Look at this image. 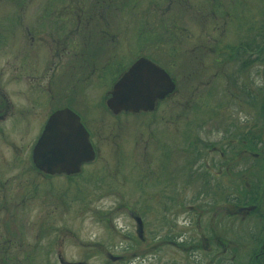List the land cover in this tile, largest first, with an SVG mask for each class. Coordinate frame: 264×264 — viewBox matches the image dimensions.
Segmentation results:
<instances>
[{
  "label": "rangeland",
  "instance_id": "obj_1",
  "mask_svg": "<svg viewBox=\"0 0 264 264\" xmlns=\"http://www.w3.org/2000/svg\"><path fill=\"white\" fill-rule=\"evenodd\" d=\"M67 1L87 4L96 0H0V100L2 103L4 99L9 101L8 117L0 119V180L14 178L8 184L10 188L7 185L6 189H0V202L6 206L5 210L13 211L11 217L16 216L8 230L13 245L9 253L14 254L15 259L8 264H68L61 262L58 255L72 264H195L189 258V250L186 257L183 250L162 238L171 235V239H177L182 227H187L185 236L196 235L199 232L195 228L197 218L200 231L208 236L205 226L212 219V202L204 197L191 198L198 190L205 194L208 188L205 184L194 183L183 191L176 184L172 186V194L168 193L166 183L150 174L154 165L149 150L155 144L153 140L164 142L166 139L167 142L170 138L172 147H180L184 145L181 132L202 131L200 137L215 141V147H220L231 160L257 162L237 151L244 147L245 142L241 141L244 133L251 131L259 135L260 132L264 60L258 59L260 48L264 47V35L259 29L264 27V0H104L111 2L114 9L115 5L123 3L121 14L114 9L107 14V18H112L111 25L118 29L115 43L118 47L114 44L113 49L144 50L160 55L174 49L167 35L179 37L177 49L183 50L185 58L180 59L183 64L176 67L174 73L179 79L184 75L190 78L181 79L182 85L189 84L173 99L182 98L181 104L187 106V97L192 99V104L182 107L172 103L167 114H176L182 109L189 119L165 117L174 120L166 123L142 118L133 121L129 117L124 133L120 132L123 135L117 136L115 119L98 117L111 122L114 129L106 128L103 135H96V141L99 138L97 156L73 179L59 176L50 177L46 182L30 173L27 177L20 174V162L30 156L40 121L45 122L56 106L49 101L48 80L44 77L48 66L44 61L50 58L48 48L32 41L30 35H35L39 29L42 12L46 13L44 17L54 18V6ZM21 2L25 4L23 10L19 7ZM218 3L221 4L218 6ZM120 22L122 26L116 28ZM25 27L31 29V33H27ZM48 29L47 25L40 27L44 33ZM244 45L249 46V51L240 53L237 49ZM213 46L214 54L210 51ZM230 47H234L240 57ZM214 55L215 66L212 63ZM246 57L252 60L250 67L244 68L250 88L249 99L238 74ZM188 60L190 63H186ZM62 72L59 75L63 76ZM198 84V88H192ZM87 107L93 113L90 104ZM205 117H215V124L205 123L201 128L199 123ZM187 122L191 125L187 126ZM94 125L98 128V123ZM134 128L138 131L132 133ZM261 136L264 140L263 131ZM262 154L264 156V151ZM213 156L215 162L222 161L216 150ZM133 157L136 164H133ZM155 171L160 173L158 167ZM253 173L254 177L262 178L258 169ZM232 187L234 185L225 183L218 188L219 194L215 192V210L218 207L217 214L221 215V221L215 223V235L227 242L228 248L232 246L234 253L231 255L230 249L219 253L220 262L215 264H244L247 251L254 248L249 237L258 233L260 226L257 224V220H261L259 215L242 217L228 205L225 199ZM169 195L173 197L171 201ZM226 207L229 208L223 210ZM224 212L235 213L228 220L231 221L228 226L224 223ZM137 216L143 221L141 234L138 233ZM249 229L253 233H249ZM4 235L0 229V246ZM209 242L211 245V238ZM24 250L32 255L31 260L23 258ZM216 256L215 252V262ZM199 261V264H213L211 250L203 249Z\"/></svg>",
  "mask_w": 264,
  "mask_h": 264
},
{
  "label": "flooded vegetation",
  "instance_id": "obj_2",
  "mask_svg": "<svg viewBox=\"0 0 264 264\" xmlns=\"http://www.w3.org/2000/svg\"><path fill=\"white\" fill-rule=\"evenodd\" d=\"M60 3L61 4L58 3L54 6L56 12L54 18H46L44 17L46 16V13L44 14L42 12V16L37 26L39 29L36 31L35 35H30V39L32 41L36 40V43H39L42 47H47L50 54V58L44 61L45 65L48 64L47 72L44 74V77L48 80L46 91L49 92V101L56 105L53 107L52 111L59 108H69L75 112L83 127L88 132V138L95 150L96 156L98 154V146H96V143H98L99 139L97 138L96 141V135H103L106 128H110V131L114 129L111 122H105L103 121V118L98 119V117H109L110 119L112 117L115 119L117 136L123 135L120 132L124 133L123 128L126 127V121L129 117L133 118V121L134 119L136 121L138 118H142L144 121H160L166 123L173 122L174 120L165 117H176V119H181V121H187V119H189L187 118L188 115H185L182 109L178 110V113L176 114H167L169 109L171 111L170 106L172 103L175 106L180 105L182 107H187L192 102V99L186 97L185 104L187 106H185L180 102L182 98L179 101L173 99L179 91L186 90V86L189 84L184 82V85H182L181 79L187 77L190 78L188 75H184L179 79L178 75L174 73V69L176 67H181L183 64V61L181 63V60L185 58L183 50L177 49L178 44H180L181 41L178 39V36L172 34L167 35L168 41H173L174 49L164 51V54L160 55L144 50H138L137 52L132 50L126 52L121 51V49L116 50L113 49V47L118 41V29H115L113 25H111L112 18H107L108 11L114 9L110 6L112 5L111 2L96 0L95 2L87 4H75L74 1ZM122 4L123 3L115 5L113 11L116 12L117 10L116 13L121 14L123 10ZM220 4L221 3H218V6ZM19 7L21 10L25 9L24 2H21ZM46 25L49 29L44 33L40 30V27L42 28ZM119 25L122 26V23H117L116 28H118ZM25 28L28 31L27 33H31V29L28 27ZM115 45L118 47V44ZM36 47L37 45L35 46V50ZM247 47L249 46L244 45L237 50L240 51V53H244L249 51L247 50ZM210 48V51L214 54L215 47L213 46ZM237 50H234L233 52L236 54L235 51ZM31 52V50L28 51V54ZM199 53L201 52L199 51ZM260 53L261 57L258 60L262 62L264 60V47L260 49ZM141 57L149 60L152 64V68L155 70L152 73L148 71L144 74L145 77L143 78L145 79V83L141 85L142 88L149 89L152 92L143 95L137 100L138 102L147 105L146 108H140L138 110L112 109L108 105V102L112 97L111 91L115 82H117L119 78L136 62V60ZM190 57L191 54L189 53L188 58ZM196 57L198 56H195V58ZM237 57H240V55H237ZM251 61L250 57L243 58L241 62L243 67L241 70H238V74H240L239 76L243 79L241 83L242 88L248 99L250 88L245 76L246 70H244V68L245 66L250 67ZM179 62L181 64H179ZM187 62H189V60L186 61V63ZM219 62L220 61L217 59V63ZM212 63H214L215 66V55L212 58ZM185 69L187 70L186 65ZM68 70L72 72L69 74ZM189 70L190 69H188V71ZM61 72L63 76L59 75ZM170 81L174 82V90L168 92ZM199 85L200 84H198V86L192 85V88L196 89ZM149 96H154V98L151 99ZM263 96L264 94L262 97ZM88 104H90L93 113H90V109L87 107ZM8 106L9 101L4 99L2 103V100H0V119L5 120V118L8 117ZM260 121L262 124L264 122V117H262ZM30 122L31 120L26 122L28 123V125H25L26 128H29ZM94 122L98 123V128L96 127L97 124L94 125ZM210 122L215 124V117H205L199 125L202 128L204 127L203 124ZM45 123L46 120L45 122L40 121L37 127L36 140L43 132ZM187 123V126L191 125L189 122ZM175 127L178 129V124H176ZM94 130L98 131V133L94 132ZM136 131L138 130L134 128L132 133H135ZM199 133H202V131H195L194 133V131L187 132V130H185L184 132H181V143L184 145H180V147H172L170 145V138L167 142H165L166 139L164 142H160L153 140L156 137L153 138L152 140L155 144L150 147L149 158H152L154 171L150 170V174L157 180H163L167 185L168 193L171 194L172 186H175L176 184H179L183 191L186 189V186H194V183H201L202 185L205 184L207 186L208 190L205 194H202L201 191L198 190L196 193L192 194L191 198L196 200L204 197L206 200L212 202V219L208 225L205 226L208 236H204V231H200V219L196 217L195 228L197 227L199 231L197 233L198 235L196 234L187 237L184 234L187 227H182V233L176 237L177 239H171V235H167L162 239L163 241L166 240V242L172 243L175 247L183 250L186 257H188L186 252L189 250V258L192 259L195 264H199V258L203 249L211 250L213 264L220 262L221 257H219V253L229 252L230 249V254L233 255L234 248H232V246L228 248V243L221 241L220 237L215 235V223L218 224V222L221 221V215L218 216L219 208L216 207L217 210H215V192L217 191L219 194L218 188L227 183V186L234 185V187L229 189V195L226 196L225 200L228 202L229 206L234 208L235 213L238 215L242 214V217H245V215L246 217H249L250 215H259V219H261L257 220V224L260 225L258 227V233L249 237V240L254 242V248L247 251L246 256L243 258V262L244 264H252V259L256 258V260L259 259L260 262L264 263V156L262 154V151H264V142L259 143V149L262 151L258 150L257 152H253L245 148L237 151L241 153V155H246V157L250 156L255 158L257 162L252 163L249 161H243V163H237L234 159L231 160L227 157L220 147H215V141H206L200 137ZM35 141L31 144L30 156L28 155L22 160V162H20V174L24 177H27L26 175L30 173L38 176L39 179L46 182V179H50V177L59 176L71 180L75 176L80 175L81 169L89 163L84 162L81 164L80 172L76 174L45 173L36 168L31 160V152ZM215 150L219 152L222 157L221 162H215V157L213 156ZM126 153L127 151H125V154ZM132 154L134 153L132 152ZM136 163L137 161L135 160V157H133V164ZM236 166L239 167V169L236 170ZM157 167L160 170L159 174L155 171V168ZM149 169L153 168L150 167ZM256 169L260 171L262 178L254 177L253 172ZM218 176H221V179ZM11 179L12 181L14 180V178ZM11 179H8L9 183L7 179L0 180V189L2 190L3 187L6 189L7 185L12 183ZM237 185H239V187H236ZM10 187L11 186L8 185V188ZM231 191L232 194H230ZM3 195L5 196V193ZM169 198L171 201L173 197L169 195ZM178 198L182 197L179 196ZM20 200L23 201V198ZM227 208L229 207H226L223 210ZM5 209H7L6 206L0 202V212L4 213V215H0V229L5 232L2 246H0V263L8 264L9 261L11 262L15 259L14 254L9 253V249H11L13 245L11 235H8V230L11 229V225L14 222L13 218L16 216L11 217L10 215L13 211ZM235 213L224 212V217L226 219L224 223L227 224V226L229 225V222H231L228 220L231 219ZM184 222L186 224L188 223L186 221ZM14 227L17 228V226ZM250 231L251 229H249L248 232L253 233ZM210 238L213 241L211 245L209 242ZM215 252L217 254L216 262ZM23 256L26 260L32 259V255L25 250L23 251ZM58 258L61 262L66 261L68 264H72V262L70 263V261L65 260L60 255H58ZM234 258L235 257L232 259ZM256 264L260 263L256 262Z\"/></svg>",
  "mask_w": 264,
  "mask_h": 264
},
{
  "label": "water",
  "instance_id": "obj_3",
  "mask_svg": "<svg viewBox=\"0 0 264 264\" xmlns=\"http://www.w3.org/2000/svg\"><path fill=\"white\" fill-rule=\"evenodd\" d=\"M151 65L149 60L141 57L115 82L111 91L112 97L108 102L112 109L146 108L147 105L137 100L152 92L141 87L145 83L144 74L155 71ZM172 90H174V82L170 81L168 92ZM149 98L153 99L154 96ZM94 157L95 152L88 139L87 131L79 117L69 108L54 110L49 115L43 132L36 140L31 152L33 164L49 174L77 173L83 162L91 161ZM136 222L138 233L141 234V217L137 216Z\"/></svg>",
  "mask_w": 264,
  "mask_h": 264
},
{
  "label": "trees",
  "instance_id": "obj_4",
  "mask_svg": "<svg viewBox=\"0 0 264 264\" xmlns=\"http://www.w3.org/2000/svg\"><path fill=\"white\" fill-rule=\"evenodd\" d=\"M259 29H260V31H261V34L262 35H264V27H259ZM226 46H224V48H225ZM231 48V50H235L234 49V47L232 48V47H230ZM263 47H261L260 49H262ZM218 48L216 47V50H217ZM240 72H242V71H240ZM259 110H260V112H259V114H260V116L261 117H264V96L262 97L261 96V100H260V102H259ZM260 119H262V118H260ZM260 127V132H259V135H255V134H253L251 131H248V132H246V133H244L243 134V140L241 139V141H244L245 142V144H244V147H243V149L245 148V149H247V150H251V151H253V152H257L258 151V149H259V147L257 146L260 142H264V140L263 139H261L262 138V136H261V132L263 131L264 132V122L259 126ZM250 132V133H249ZM243 142V143H244ZM239 153V152H238ZM256 262L257 263H260V264H264L263 262H260L259 261V259L258 260H256V258H253L252 259V264H256Z\"/></svg>",
  "mask_w": 264,
  "mask_h": 264
}]
</instances>
